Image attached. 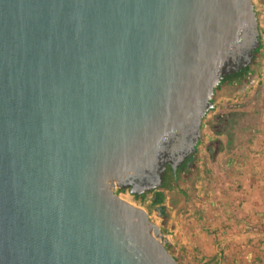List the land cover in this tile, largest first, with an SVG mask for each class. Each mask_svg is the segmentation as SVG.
Wrapping results in <instances>:
<instances>
[{"label":"water","instance_id":"95a60500","mask_svg":"<svg viewBox=\"0 0 264 264\" xmlns=\"http://www.w3.org/2000/svg\"><path fill=\"white\" fill-rule=\"evenodd\" d=\"M260 46L254 0H0V264H179L116 191L197 152Z\"/></svg>","mask_w":264,"mask_h":264},{"label":"rangeland","instance_id":"374dc122","mask_svg":"<svg viewBox=\"0 0 264 264\" xmlns=\"http://www.w3.org/2000/svg\"><path fill=\"white\" fill-rule=\"evenodd\" d=\"M254 3L264 31V0ZM260 52L259 70L264 66V44ZM250 85L234 92L242 95ZM232 93H218L204 119L192 179L165 188L167 215L158 212L153 217V208H146L165 229L169 246L179 247L194 263L220 255L218 264H264V90L257 112L247 121L249 128L242 125L241 110L230 115Z\"/></svg>","mask_w":264,"mask_h":264},{"label":"flooded vegetation","instance_id":"af4514ba","mask_svg":"<svg viewBox=\"0 0 264 264\" xmlns=\"http://www.w3.org/2000/svg\"><path fill=\"white\" fill-rule=\"evenodd\" d=\"M258 65H259V60L256 61L254 59L252 65H250L249 67L243 69L242 71L236 74H232V75H229L223 78L221 82L219 83L218 87L216 88V94L230 93L231 91L232 92L241 91L242 89H245L250 84H253L259 72ZM222 116L223 115H221V117ZM198 152L199 151H197L193 156L188 158L187 161L178 168L176 173H174L173 170L171 173L170 168L168 166L163 186H165L168 181L178 184L184 180L185 181L191 180L197 168ZM161 188L151 193L136 195V197L138 199H141L143 197H146L148 194L153 196L155 193H159Z\"/></svg>","mask_w":264,"mask_h":264},{"label":"crops","instance_id":"0c3cea01","mask_svg":"<svg viewBox=\"0 0 264 264\" xmlns=\"http://www.w3.org/2000/svg\"><path fill=\"white\" fill-rule=\"evenodd\" d=\"M262 71H264V66L262 67L261 65V68L259 70L260 76H258L259 78L256 81H254L253 84L250 85L251 87L244 94L238 95L237 92H233L232 96H230L231 99V107L229 108L230 115L238 114L239 112L238 110H241L244 118V122L242 124L243 127H248V128L250 127L247 121L251 119V116L253 115L254 112H257L256 111L257 109L254 110L255 105L256 103L259 102L260 98L263 97L262 90H264V73H262ZM253 98H255V100H253ZM235 124L236 123H234L233 125L234 128L238 127L240 125V122L237 123L236 125ZM173 206L174 205H172V207ZM176 211H177V206H174V212L176 213ZM172 218H174V213L169 215V219ZM169 219L168 218L166 219V223L170 221Z\"/></svg>","mask_w":264,"mask_h":264},{"label":"trees","instance_id":"16d2710c","mask_svg":"<svg viewBox=\"0 0 264 264\" xmlns=\"http://www.w3.org/2000/svg\"><path fill=\"white\" fill-rule=\"evenodd\" d=\"M257 14L259 15V12L257 11ZM260 27V26H259ZM261 47V46H260ZM261 57V52H260V48L256 50V57L255 60H259V58ZM215 101V98H214ZM210 112V111H209ZM199 145V144H198ZM198 151V150H197ZM170 171L172 173V168L169 165ZM177 185V183H172L171 181H168L166 183L165 186H163L160 189L159 193H155L152 196V205L151 208H156V210L162 214V216H166L167 215V209H165L163 207L164 201H165V188L168 186L170 189L174 188ZM151 193V192H150ZM163 230H165L163 228ZM261 239H263V237H261ZM170 250L172 251V253L174 254V256L176 257V259L178 260L179 264H218L220 262V255H218L217 257H210L207 259H200L199 261H197L196 263L192 262L191 259H188L186 257V254L177 246H169ZM258 257V255H257Z\"/></svg>","mask_w":264,"mask_h":264},{"label":"built area","instance_id":"2783aa9c","mask_svg":"<svg viewBox=\"0 0 264 264\" xmlns=\"http://www.w3.org/2000/svg\"><path fill=\"white\" fill-rule=\"evenodd\" d=\"M263 23H262V19H259V26L262 27ZM261 46H263L264 44V31L261 28ZM200 144V143H199ZM117 195L121 198L133 201L145 208L149 207L152 205V196L150 194H148L146 197H143L141 199H138L136 197L135 194L131 193L128 189H119L116 191ZM158 213V211L156 210V208H153L152 210V214L154 215L153 217H156V214Z\"/></svg>","mask_w":264,"mask_h":264}]
</instances>
